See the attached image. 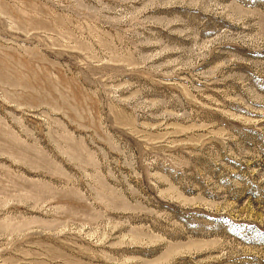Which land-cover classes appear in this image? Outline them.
Returning a JSON list of instances; mask_svg holds the SVG:
<instances>
[{
    "label": "rangeland",
    "instance_id": "374dc122",
    "mask_svg": "<svg viewBox=\"0 0 264 264\" xmlns=\"http://www.w3.org/2000/svg\"><path fill=\"white\" fill-rule=\"evenodd\" d=\"M0 264H264V0H0Z\"/></svg>",
    "mask_w": 264,
    "mask_h": 264
}]
</instances>
